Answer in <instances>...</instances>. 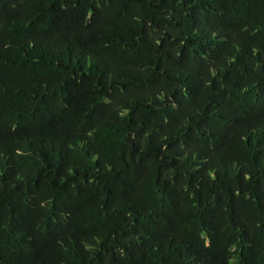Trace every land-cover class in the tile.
Wrapping results in <instances>:
<instances>
[{
    "label": "trees",
    "instance_id": "16d2710c",
    "mask_svg": "<svg viewBox=\"0 0 264 264\" xmlns=\"http://www.w3.org/2000/svg\"><path fill=\"white\" fill-rule=\"evenodd\" d=\"M0 264H264V0H0Z\"/></svg>",
    "mask_w": 264,
    "mask_h": 264
}]
</instances>
